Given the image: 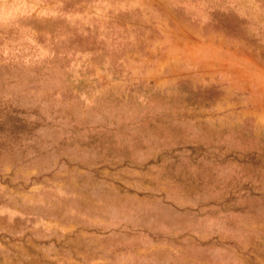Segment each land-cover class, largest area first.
Returning <instances> with one entry per match:
<instances>
[{"label": "rangeland", "instance_id": "obj_1", "mask_svg": "<svg viewBox=\"0 0 264 264\" xmlns=\"http://www.w3.org/2000/svg\"><path fill=\"white\" fill-rule=\"evenodd\" d=\"M203 48L264 76V0H0V264H264V96Z\"/></svg>", "mask_w": 264, "mask_h": 264}, {"label": "bare ground", "instance_id": "obj_2", "mask_svg": "<svg viewBox=\"0 0 264 264\" xmlns=\"http://www.w3.org/2000/svg\"><path fill=\"white\" fill-rule=\"evenodd\" d=\"M189 51H190L191 54H193V52L191 50H189ZM203 53H204V56H201V57H204V58H207L208 57L209 59H210V57H214V58L219 59L221 61V63L223 62L221 64V66L222 67L225 66V69L226 70L227 69H231V71H233L234 74H238V75H241V76L248 75V77H250L252 79L251 81L254 83V86L257 87V90H256V92H257L256 95L257 96L256 95L255 96L256 97H258L260 95L264 96L263 95L264 94V76L263 75H260V74H262V72L258 69L257 66H256L257 68L255 66H253V65L250 66L251 65L250 62L248 63V65H246V64L243 63L244 61L241 62L240 58H236V57H233V56L231 57V55H229V54L226 57L219 56L217 54L218 52L216 53L215 51L207 50L206 48L201 49L196 54H203ZM252 93H254V92H252ZM257 104H260L261 107H262V110H264V105H263L264 103L263 102L260 103L258 101ZM263 113H264V111H263Z\"/></svg>", "mask_w": 264, "mask_h": 264}]
</instances>
